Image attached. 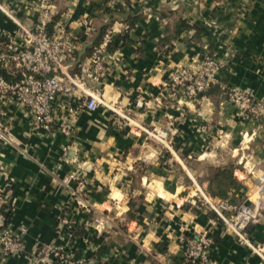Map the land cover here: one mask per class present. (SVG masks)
<instances>
[{
	"label": "crops",
	"instance_id": "1",
	"mask_svg": "<svg viewBox=\"0 0 264 264\" xmlns=\"http://www.w3.org/2000/svg\"><path fill=\"white\" fill-rule=\"evenodd\" d=\"M39 1L0 3L28 28L44 22L48 33L56 24L70 31L78 42L71 73L93 67L105 35L112 41L104 73L87 79L102 104L78 115L70 111L76 97L54 104V124L71 137L34 129L14 97H0V124L13 140L0 145V220L23 242L16 255L0 250V264H28L41 244L88 264H189L183 239L191 231L212 238L214 264H262L197 200L191 180L208 190L214 171L228 170L236 187L226 196L259 206L247 234L264 244V190L256 193L264 117L243 113L227 95L237 89L264 101V0H51L44 20ZM15 29L0 11V44ZM205 55L226 62L218 82L196 101L176 102L169 75L197 69ZM153 127L167 133L165 146L145 138L142 129Z\"/></svg>",
	"mask_w": 264,
	"mask_h": 264
},
{
	"label": "built area",
	"instance_id": "2",
	"mask_svg": "<svg viewBox=\"0 0 264 264\" xmlns=\"http://www.w3.org/2000/svg\"><path fill=\"white\" fill-rule=\"evenodd\" d=\"M51 0L39 1V12L42 20L48 17ZM3 12L15 25V32L8 36L4 44H0V70L9 75L19 76L18 81L7 80L0 73V97H14L31 116L34 129L47 132L54 137L61 134L71 137V130L66 126L54 124V104L58 98L65 97L66 104L71 106V98L79 99L75 108H70L73 115L83 110L94 111L102 104L101 96L92 93L87 79H96L103 74V54L111 43V36L105 35L101 43L94 48L90 58L93 67L79 64L78 72L71 73L69 63L73 60L78 49L77 38L60 24H56L48 33L44 22L35 28H28L13 14L7 12L0 3ZM81 26L87 31L88 21H81ZM226 62L216 56L205 55L201 65L195 70L180 68L169 75L165 87L169 96L176 102L182 100L196 101L213 85L218 82V76ZM75 95V96H74ZM228 97L238 105L243 113L255 119L264 117V101L253 98L241 90H231ZM140 105L139 102H137ZM119 116L115 108L109 107ZM126 122L129 120L124 117ZM146 139H152L166 145L167 133L159 127L142 129ZM13 140L5 126L0 124V145H12ZM200 203L214 213L224 227L230 231L236 242L247 247L264 264V244L252 243L248 234V226L255 221L259 206L244 202L231 209L227 200L212 198L205 189L199 187L194 179L191 180ZM264 190V172L258 178L257 191ZM257 202V201H256ZM254 203V202H252ZM231 212V213H229ZM105 220L99 221L104 226ZM0 220V250L3 256H13L23 251L22 238L13 235L3 228ZM185 242V259L189 264H214L210 260L212 238L207 232L191 231L183 239ZM28 264H88L84 260L73 259L63 247L54 244L38 245L28 256Z\"/></svg>",
	"mask_w": 264,
	"mask_h": 264
},
{
	"label": "trees",
	"instance_id": "3",
	"mask_svg": "<svg viewBox=\"0 0 264 264\" xmlns=\"http://www.w3.org/2000/svg\"><path fill=\"white\" fill-rule=\"evenodd\" d=\"M180 31L181 29H179L177 33ZM235 187H236V182L230 178L228 170L218 169L215 170L213 175L210 177V185L208 187V190L206 191L212 198L227 200L229 205L232 204L236 206L238 202L235 200L234 196H226L227 189L235 188ZM7 217L8 214L5 213V218H6L5 221L8 219Z\"/></svg>",
	"mask_w": 264,
	"mask_h": 264
}]
</instances>
